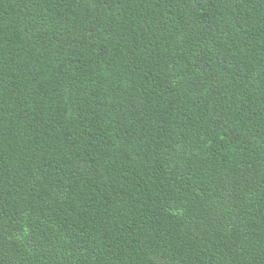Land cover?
I'll use <instances>...</instances> for the list:
<instances>
[{
	"label": "trees",
	"instance_id": "obj_1",
	"mask_svg": "<svg viewBox=\"0 0 264 264\" xmlns=\"http://www.w3.org/2000/svg\"><path fill=\"white\" fill-rule=\"evenodd\" d=\"M0 264H264V0H0Z\"/></svg>",
	"mask_w": 264,
	"mask_h": 264
}]
</instances>
